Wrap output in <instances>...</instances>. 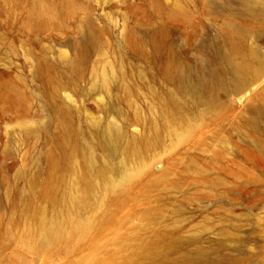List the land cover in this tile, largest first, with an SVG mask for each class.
Masks as SVG:
<instances>
[{"label": "rangeland", "instance_id": "374dc122", "mask_svg": "<svg viewBox=\"0 0 264 264\" xmlns=\"http://www.w3.org/2000/svg\"><path fill=\"white\" fill-rule=\"evenodd\" d=\"M261 56L264 0H0V264H264Z\"/></svg>", "mask_w": 264, "mask_h": 264}, {"label": "bare ground", "instance_id": "6f19581e", "mask_svg": "<svg viewBox=\"0 0 264 264\" xmlns=\"http://www.w3.org/2000/svg\"><path fill=\"white\" fill-rule=\"evenodd\" d=\"M231 27L234 29L232 25ZM238 30H240V28ZM254 58H255V61L258 63V70H259L264 65V56L254 57ZM223 63L225 64L228 71L230 72V74L235 80L234 85H233L234 89L240 88L242 86V83H243V80L246 74L252 71V67L246 62L236 61L228 57L223 58ZM215 80L216 79H215V73H214L207 80L205 79L203 83L206 84L208 87L215 89ZM223 81L224 79L219 78L217 79L216 84L222 87ZM199 82L202 83L201 79H199ZM259 110L264 114V108H260ZM125 177H126V174H123V178ZM75 227L76 225L73 228ZM61 232L62 231L55 226L43 229L39 237V248L46 249L54 245L56 242H58L61 239V234H62Z\"/></svg>", "mask_w": 264, "mask_h": 264}]
</instances>
